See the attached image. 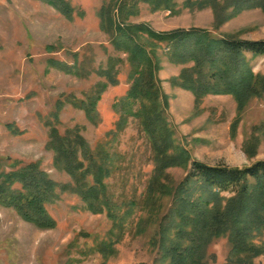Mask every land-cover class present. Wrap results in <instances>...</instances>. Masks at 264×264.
<instances>
[{"label": "rangeland", "instance_id": "obj_1", "mask_svg": "<svg viewBox=\"0 0 264 264\" xmlns=\"http://www.w3.org/2000/svg\"><path fill=\"white\" fill-rule=\"evenodd\" d=\"M65 1L71 17L49 0H0V177L33 168L59 186L72 185L73 179L55 167L48 142L52 128L60 133L77 129L89 151L109 156L111 174L103 182L122 222L114 225L105 211H88L75 192L59 187L56 200L45 204L55 223L51 229H40L0 204V264H152L158 256L150 243L157 221L169 209L173 190L193 160L230 167L264 160V97H251L240 108L229 94L195 100L191 91L172 84L185 65L167 61V49L160 44L156 77L163 95L155 103L134 101L128 108L124 98L131 83L129 65L103 24L104 9L122 0ZM183 1L154 11L139 1L126 22L158 33L205 29L215 37L264 39L260 8L242 10L218 23L224 0L200 9ZM113 15L118 23L116 10ZM246 58L254 74L264 73V55ZM111 66L115 84L102 74ZM102 84L105 89L99 93ZM96 95L94 121L68 101ZM147 109L146 116L127 114ZM151 122L160 152L154 151L146 132L145 124ZM150 184L155 190L151 200ZM231 195L221 193L222 203ZM156 204L160 207L152 214ZM141 218L146 221L138 223ZM104 242L111 248L108 255L99 249ZM252 243L263 249L254 263L264 264V230ZM229 248L226 236L213 238L207 264H224Z\"/></svg>", "mask_w": 264, "mask_h": 264}, {"label": "trees", "instance_id": "obj_2", "mask_svg": "<svg viewBox=\"0 0 264 264\" xmlns=\"http://www.w3.org/2000/svg\"><path fill=\"white\" fill-rule=\"evenodd\" d=\"M139 1L149 3L152 11L174 5V0H122L117 4L114 1L104 9L103 24L112 35L111 43L114 49L126 55L129 65L131 83L124 98L128 108L134 101L155 103L162 97L156 77L161 62L157 54L160 44L167 49L164 53L167 61L185 65L173 78L172 84L191 91L195 100L208 94H229L240 108L251 97H264V73L254 74L246 60L247 55H264V39L215 37L205 29L158 33L142 24H127L128 17L136 13L135 6ZM49 2L60 13L71 17L68 2ZM183 4L196 9L210 4L217 6L214 0H184ZM251 8H260L264 12V0H224L218 23ZM225 9L230 11L223 15ZM113 10L117 11L118 23ZM58 67L66 72L73 71L65 64H58ZM111 70L112 66L102 74L111 77L110 81L115 84L110 76ZM104 89L102 84L98 92ZM97 98L96 95L88 96L86 102L78 99L68 101L82 108L87 118L94 121L97 117ZM146 112H149L148 109L132 110L127 114L146 116ZM145 127L154 151L160 152L155 138L157 128L152 122ZM49 134L48 145L54 154L53 163L73 179V184L59 186L41 170L23 169L0 177V204L13 208L23 220L40 229H51L55 223L45 204L56 200V189L59 187L75 192L88 211L95 214L105 211L114 225L122 222V215L117 214V205L106 194L103 182L111 174L110 162L107 163L109 156L98 149L89 151L77 129L60 133L52 128ZM170 164L167 162V165ZM14 183H18L20 188L12 189ZM151 187L150 184L149 191ZM149 191L151 200L155 190ZM225 192L232 195L222 203L221 193ZM156 206L149 213H155L160 205ZM144 221L141 218L138 223ZM156 226L150 243L156 248L158 256L152 264H207V247L218 236H226L230 245L224 264H255L253 259L263 251L252 243V239L264 230V160L242 167L209 165L193 160L183 180L173 190L169 209L159 217ZM99 249L103 255L111 252L109 243H102Z\"/></svg>", "mask_w": 264, "mask_h": 264}]
</instances>
